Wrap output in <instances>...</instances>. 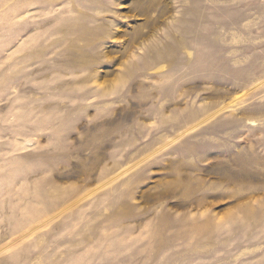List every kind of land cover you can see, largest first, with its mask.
Returning a JSON list of instances; mask_svg holds the SVG:
<instances>
[{"label":"rangeland","instance_id":"rangeland-1","mask_svg":"<svg viewBox=\"0 0 264 264\" xmlns=\"http://www.w3.org/2000/svg\"><path fill=\"white\" fill-rule=\"evenodd\" d=\"M0 264H264V0H0Z\"/></svg>","mask_w":264,"mask_h":264}]
</instances>
